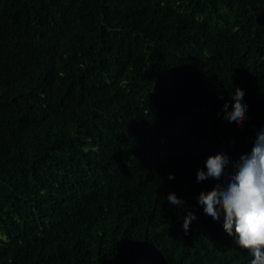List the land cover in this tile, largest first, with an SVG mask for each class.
<instances>
[{"label": "trees", "instance_id": "trees-1", "mask_svg": "<svg viewBox=\"0 0 264 264\" xmlns=\"http://www.w3.org/2000/svg\"><path fill=\"white\" fill-rule=\"evenodd\" d=\"M261 127L264 0H0V264H248L197 171Z\"/></svg>", "mask_w": 264, "mask_h": 264}, {"label": "clouds", "instance_id": "clouds-1", "mask_svg": "<svg viewBox=\"0 0 264 264\" xmlns=\"http://www.w3.org/2000/svg\"><path fill=\"white\" fill-rule=\"evenodd\" d=\"M230 94L231 110L226 102L223 119L243 128L248 111L245 93L236 86ZM169 179H175L174 175ZM208 179L215 181V186L199 194L198 204L213 223L223 221L224 231L248 251V264H264V127L256 131L250 153L238 160L231 161L223 152L209 156L204 168L197 171V182ZM166 200L187 211L182 227L188 234L197 215L188 211L186 202L175 193H169Z\"/></svg>", "mask_w": 264, "mask_h": 264}]
</instances>
